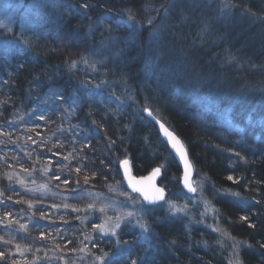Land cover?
I'll return each mask as SVG.
<instances>
[{
  "label": "trees",
  "instance_id": "1",
  "mask_svg": "<svg viewBox=\"0 0 264 264\" xmlns=\"http://www.w3.org/2000/svg\"><path fill=\"white\" fill-rule=\"evenodd\" d=\"M19 1L7 12L40 25L0 37V264H264V0ZM146 108L184 145L193 195ZM125 158L190 210L136 205L148 230L120 225L117 249L99 231L126 209L109 194L130 195Z\"/></svg>",
  "mask_w": 264,
  "mask_h": 264
},
{
  "label": "rangeland",
  "instance_id": "2",
  "mask_svg": "<svg viewBox=\"0 0 264 264\" xmlns=\"http://www.w3.org/2000/svg\"><path fill=\"white\" fill-rule=\"evenodd\" d=\"M11 2H12V0H0V15H1L0 16V20H1V18H3V20H2V22L0 24L5 25L4 27H0V37H2V36H8L9 37V34L13 32V26L14 25H12V24L16 23L17 20L27 23L28 24V27H30V25H32V24H36L38 26L40 25V24H38V21H39L38 20V17L30 9L31 8L30 5L26 6L27 9H26V11L24 13H19V15L18 14H12V13L9 14L7 12V8L9 6H12V3ZM19 3H21L22 5L23 4L25 5V3H23V0L19 1ZM4 13H7V14H4ZM11 14H12V17H13L12 20H7L8 18L11 17L10 16ZM16 33L19 35L20 34V31L19 32H16ZM18 35L13 34L12 36H13V38H16L17 41H19L20 39L18 38L19 37ZM2 42H5V41H2ZM31 132H34V131H32V129H31ZM34 135L36 136L35 139L34 138H31V137H28V139L31 138L30 140H32V143H35L36 141L42 142V141H46V140L49 139V137L48 138H44V136L42 137V135L39 134V133H37V132H34ZM93 188L92 187L91 188L88 187V190L89 191H92ZM182 190L186 192V190H184L183 188H182ZM42 193H43L42 195H43V197L45 199V202H49V200H52L53 198H56V196H51L50 195L51 193H47L46 191H43ZM109 194L111 195V199H110L111 200V204L112 203L114 204L116 202V199L118 201L122 200V204H124V207L126 209L125 210H120V211L118 210L117 211L118 213L116 215H117L118 218H115V221L114 220H111V217L108 214H105L104 215L105 216L104 217V224L100 227L101 229H105V230L102 231L100 229L99 232H100V235L102 237H104V238L107 237V236H109V235H112V237H114V245H115V248H117V242L119 241L120 244H121V239H119V237L116 236L117 234L116 235H113L112 234V231H111L112 229H115V230L117 229V228H115V225L117 223H119V225H130L131 228H134V229H137L138 228L141 231V233L145 232L140 227V225L143 223L142 222L143 214H140V213H142V209L141 208H136V205L139 206V204H144V203H142L141 198L138 195H136V194L134 195L132 193H129L130 195L124 196L123 198L118 193L115 194V193L109 192ZM193 194L194 193L188 194V195H193ZM130 196H132V197H130ZM60 197L63 199V202H61V203L64 204L63 205L64 207H66V204L67 203H64V196H60ZM104 197L106 199L103 198L102 199V202L103 203H106L107 199H109V198H107V195L106 196L104 195ZM120 198H122V199H120ZM133 198H135V200H133ZM66 201L69 202L68 200H66ZM99 201H101V198H99ZM169 202L170 201H168L167 203L165 202L166 204L164 203L163 205L166 206L167 211L171 212L174 215L184 214V213H187L188 210H190V207L187 204H181V203L176 204L174 202H170L171 205H175V208L176 209H180L179 211L173 210V208L170 206V203ZM100 205H102L101 208H103V207L106 206L104 204H100ZM203 206H205V208H206V205H203ZM101 208L99 207V209H101ZM107 210L108 209H105V210H102L101 212L107 211ZM128 213H133V215L129 216ZM62 214L63 213H60V215H62ZM120 248H122V245H120L119 249ZM97 262H98V260L91 259L90 264H97Z\"/></svg>",
  "mask_w": 264,
  "mask_h": 264
},
{
  "label": "snow or ice",
  "instance_id": "3",
  "mask_svg": "<svg viewBox=\"0 0 264 264\" xmlns=\"http://www.w3.org/2000/svg\"><path fill=\"white\" fill-rule=\"evenodd\" d=\"M82 7H86V5H82ZM129 20H132V16H129ZM5 25L0 24V27H4ZM146 112H148L149 115H152V113L146 108L145 109ZM43 117H41L42 119ZM157 123H159V121H157ZM161 129L164 130L165 135L169 138V141L172 144V147L174 149H176V151L180 154L181 158L184 160L185 162V176H184V183H185V187L188 188L189 191H196V189L194 187H192L191 183L189 182V176L191 173V169H192V165L188 162L187 159V154L184 151V145L170 132L168 131L167 128H165L164 124H160ZM114 143V142H113ZM122 164H124L125 166L128 165L129 161L127 158H125L123 161H121ZM160 175V167H157L155 169L152 170L151 175L148 177L149 181L154 180L157 176ZM59 177H57L58 179ZM229 180H233L232 176L228 177ZM65 183H67V181H64ZM86 182H87V178H86ZM139 183V182H138ZM132 190L133 192H139L140 195L143 197L144 201H147L149 204H155V202L157 201H163L165 200V196H164V189L162 188H158L156 187L154 184L151 185L150 190H146L144 187H137L136 184H131ZM126 195V193H125ZM234 195L239 196V193H235ZM133 200H135V198H133ZM170 203V202H169ZM170 206L173 208V210L179 211L180 209H176L175 205H171ZM76 209H74L75 211ZM129 216L133 215V213H128ZM242 220L247 219L246 217H241ZM120 225L119 223H117L115 225V228H118ZM250 227H254V225H249ZM94 227H97L96 225H94ZM140 227L144 230L147 231V227L143 224L140 225ZM102 231H104L105 229H101ZM112 234L116 235L115 229H112ZM225 235H227L225 233ZM125 244L129 243L128 241H124ZM95 246V245H93ZM262 247H264V244L261 245ZM120 247V242H117V249H119ZM116 252H113L111 255L109 253H103V255L97 257L98 261H101L102 264H111V256L115 255ZM4 253H0V257H3ZM132 264H137V262L135 260L132 261ZM236 264H239V260L236 261Z\"/></svg>",
  "mask_w": 264,
  "mask_h": 264
},
{
  "label": "water",
  "instance_id": "4",
  "mask_svg": "<svg viewBox=\"0 0 264 264\" xmlns=\"http://www.w3.org/2000/svg\"><path fill=\"white\" fill-rule=\"evenodd\" d=\"M146 116H148L150 118L151 122L156 127L158 135L161 137V139L164 142V144H166V146L170 149L173 158H175L176 164L178 165L179 169H181V178H180V180L182 182V186L184 187V190H186V192L188 194H192L193 192L189 191L188 188L185 187V183H184V176H185V162H184V160L181 158L180 154L176 151V149H174L172 147V144L169 141V138L165 135L164 130L161 129V127H160L161 123L160 122L157 123L158 120L154 116L149 115L148 112L146 113ZM165 128H167V127L165 126ZM168 131H170V130L168 129ZM175 137L181 142V140H180V138L178 136H175ZM184 151L186 152L188 162L190 163V159L188 158V153H187L185 147H184ZM118 172H120L121 179L125 183L126 188L129 191H131V192H133L131 184H136L137 187H144L146 190H150L152 184H154L158 188H161L160 186L157 185V181L156 180H157L158 176L152 181L148 180V177L151 174L148 175V176H145L144 178H138V177L133 176L132 175V171H130L129 163H128L127 166H125L124 164L121 163L119 165V171ZM192 176H193V168L191 169V173H190V176H189V182L190 183H192ZM133 193H137L138 196L141 198L142 203H144L147 206H157V205H160V204L164 203V200H163V201H157V202H155V204H149L147 201H144L143 197L140 195L139 192H133ZM164 196H165V191H164Z\"/></svg>",
  "mask_w": 264,
  "mask_h": 264
},
{
  "label": "bare ground",
  "instance_id": "5",
  "mask_svg": "<svg viewBox=\"0 0 264 264\" xmlns=\"http://www.w3.org/2000/svg\"><path fill=\"white\" fill-rule=\"evenodd\" d=\"M159 121V120H158ZM160 122V121H159ZM161 123V122H160ZM162 124V123H161ZM167 127V126H166ZM168 128V127H167ZM169 129V128H168ZM170 130V129H169ZM171 131V130H170ZM172 132V131H171ZM173 133V132H172ZM174 134V133H173ZM175 135V134H174ZM176 136V135H175ZM160 137V136H159ZM161 138V137H160ZM162 140V139H161ZM163 142V141H162ZM163 144H164V142H163ZM164 145H166V144H164ZM167 147V146H166ZM168 148V147H167ZM169 149V148H168ZM169 151H170V149H169ZM170 153H171V151H170ZM171 156H172V154H171ZM172 158H173V156H172ZM124 160V159H123ZM123 160H120V162H119V164H118V171H119V165L121 164V161H123ZM174 160H175V158H174ZM129 161V160H128ZM176 162V161H175ZM129 167H130V171H132L131 170V164H130V161H129ZM157 168V167H156ZM193 168V167H192ZM153 170V169H152ZM152 173V171L150 172V173H148V174H145L144 176H137V175H135L134 173H133V171H132V175L133 176H135V177H138V178H144L145 176H148V175H150ZM160 177H161V170H160V175L158 176V178H157V185L158 186H160L161 187V185H160V181H159V179H160ZM120 178H121V175H120ZM180 178H181V176H180ZM194 168H193V176H192V183H191V185H192V187H194ZM121 181H122V179H121ZM123 182V181H122ZM123 184H124V186H125V188H126V185H125V183L123 182ZM180 185H181V187L184 189V187L182 186V182L180 183ZM162 189H164L163 187H161ZM126 190H127V192H129V193H132V194H136V195H138L137 193H133V192H131V191H129L127 188H126ZM164 191H165V199H166V197H167V195H168V191H166L165 189H164ZM194 193V192H193ZM164 203H165V200H164ZM163 203V204H164Z\"/></svg>",
  "mask_w": 264,
  "mask_h": 264
}]
</instances>
